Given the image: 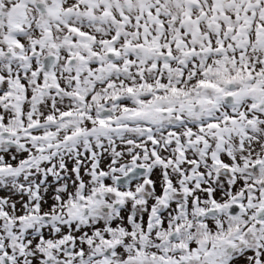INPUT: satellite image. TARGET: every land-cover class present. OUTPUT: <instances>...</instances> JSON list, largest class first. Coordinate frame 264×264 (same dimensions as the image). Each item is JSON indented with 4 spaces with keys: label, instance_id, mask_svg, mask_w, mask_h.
<instances>
[{
    "label": "snow or ice",
    "instance_id": "1",
    "mask_svg": "<svg viewBox=\"0 0 264 264\" xmlns=\"http://www.w3.org/2000/svg\"><path fill=\"white\" fill-rule=\"evenodd\" d=\"M0 264H264V0H0Z\"/></svg>",
    "mask_w": 264,
    "mask_h": 264
}]
</instances>
